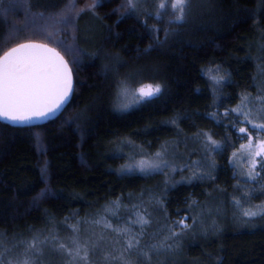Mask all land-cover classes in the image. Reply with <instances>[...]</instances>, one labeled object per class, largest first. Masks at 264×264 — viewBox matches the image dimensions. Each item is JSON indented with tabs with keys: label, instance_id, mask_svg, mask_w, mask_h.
I'll list each match as a JSON object with an SVG mask.
<instances>
[{
	"label": "trees",
	"instance_id": "trees-1",
	"mask_svg": "<svg viewBox=\"0 0 264 264\" xmlns=\"http://www.w3.org/2000/svg\"><path fill=\"white\" fill-rule=\"evenodd\" d=\"M94 1L4 0L17 7L7 17L0 15V55L26 40L47 43L68 60L76 86L66 110L46 124L11 127L0 122V143L29 161L21 185L5 184L0 173V200L7 194L9 200L0 204V220L28 232L51 230L56 208L78 205L74 203L78 198L70 200L63 186L82 177L114 181L121 191L120 203L151 198L149 219L158 210L169 223L181 214H195L193 206L210 198L227 209L233 207L237 192L233 170L227 166L235 150L230 146L236 141L232 130L217 128L223 150L211 170L214 179L177 185L175 177L164 173L143 176L120 170L126 163V143L153 149L174 135L187 146L198 133L215 131L210 112L219 103L206 75L211 65H222L230 74L221 103L234 105L241 94L256 95L254 63L238 62L235 54L255 27H264L259 0H203L185 22L174 24L154 15V0L141 3L139 12L127 10L126 0H103L92 9ZM25 3L30 8L23 7ZM72 4L78 12L74 26L58 25L54 30L48 18ZM85 15H94L105 28L104 41L93 53L80 42ZM121 81L128 82L129 94L139 82L160 83L162 91L133 107H122ZM98 192L99 187L87 189L86 195ZM240 217L223 224L220 234L207 230L202 245L215 259L207 264H264V223L246 227ZM198 246L202 247L197 243L191 247Z\"/></svg>",
	"mask_w": 264,
	"mask_h": 264
},
{
	"label": "snow or ice",
	"instance_id": "snow-or-ice-1",
	"mask_svg": "<svg viewBox=\"0 0 264 264\" xmlns=\"http://www.w3.org/2000/svg\"><path fill=\"white\" fill-rule=\"evenodd\" d=\"M99 2V0H96ZM96 2L89 5L95 9ZM190 5V0H158L154 15L160 18L162 14H168L171 20L176 22H185ZM26 9L30 5L25 3L22 5ZM17 7L16 4L9 2L5 4L4 0H0V15L7 17L9 13ZM127 10L139 12L142 8L140 0H126L124 6ZM261 14H264V0H259L258 5ZM162 10H170V12L162 13ZM147 12V9H144ZM42 16L43 13H40ZM78 12L75 5H69L65 10L56 16L49 17L51 27L56 30L58 25L74 26ZM147 24V20H145ZM153 31L156 26H152ZM167 35V29L165 30ZM48 35H53L52 31ZM221 69L216 67L215 73L210 76L213 81L214 94L217 86H222L226 76L230 74L220 75ZM118 87L122 94L129 93V85L127 81H121ZM73 90L72 69L67 60L56 47H51L47 43H41L34 40H26L16 43L15 46L9 47L0 55V117L14 122H28L34 117H45L48 114L55 113L60 110L68 102L70 94ZM162 91L160 83H144L139 82L138 86L131 90V94L135 101L139 102L145 99H151L159 95ZM259 94L252 97L249 94H241L239 103L232 108H225L223 116L220 119L226 120L228 124L239 134L238 139L245 141L236 148L232 156L236 157L237 152L243 150L248 165L247 176L249 181H256L259 177L264 180V90H258ZM255 103V108L252 107ZM128 107V104L121 105ZM216 117V113H212ZM175 123V121H172ZM251 126V130L248 126ZM255 133V137L253 135ZM197 138L201 142V148L205 152V159L212 156L213 153L221 152L223 145L220 141L213 138L207 132L198 133ZM228 139V137H225ZM235 148L234 144H230ZM215 162L212 161L207 165H201L193 162L191 165H185L179 168L180 172L187 167L192 174L182 179L191 182L192 180L214 179L211 170L214 168ZM235 166V165H234ZM137 168L141 172L160 171L165 172L171 170L177 171V166L170 162L168 156V146H162L161 151H157L150 158H142L135 165H126L124 170L132 171ZM167 183V181L165 182ZM245 199L248 198V190L245 189ZM235 204L241 209L240 222L245 225L253 223V218L260 217L264 219V202L254 207H244L240 200L233 197ZM162 203V201L160 202ZM196 204V201H192ZM116 208L120 207L119 201L115 204ZM192 205H189L191 209ZM147 210L145 209V212ZM139 219L133 221L141 225L139 232H133L128 227H112L107 220L104 221L105 228H111L112 231L124 236V244L117 249V254L113 255L103 249L101 242L104 240L103 235L96 239H84L79 237V229L72 226V236L70 237L71 245L63 242L52 244L55 251L66 257V264H93L91 256L97 251L102 253V264H134L129 258L131 253L135 251L138 258H142L144 264H151L153 254L159 255L164 251H171L179 248L182 238L190 232L194 234V226L198 223L195 214L191 216V223H187V217H183L167 226V233L159 240L150 244H142L141 239L144 236L145 226L150 221L142 213H137ZM247 218V219H244ZM100 223V221H96ZM202 230L203 221H199ZM214 230L218 231V226L213 222ZM56 236H49L40 239L33 237L29 241H21L24 245L22 256L13 258L5 254L10 252L3 243H0V264H42L44 255V247L51 241H58ZM128 253L129 256H126Z\"/></svg>",
	"mask_w": 264,
	"mask_h": 264
},
{
	"label": "rangeland",
	"instance_id": "rangeland-1",
	"mask_svg": "<svg viewBox=\"0 0 264 264\" xmlns=\"http://www.w3.org/2000/svg\"><path fill=\"white\" fill-rule=\"evenodd\" d=\"M103 0L96 2V7ZM151 0H140V3L147 4ZM155 1V7L158 0ZM193 1V2H192ZM201 2V3H200ZM203 0H190V5L188 9L187 16L192 13L195 8H198L203 4ZM95 7V8H96ZM170 12V10H162V13ZM164 18V20H163ZM160 21H165L166 23L174 24L176 21L171 20L170 15L162 14L159 18ZM80 42L82 48L89 53L97 51L105 37V28L102 23L94 15H85L80 21ZM235 56H237L238 62L252 61L255 65V90L256 95L259 94L258 90H264V27L257 26L255 27L245 38V45L242 47V51H236ZM219 66L221 69L220 75L229 74L226 73L225 68L222 65H211L206 70V75L213 86V81L210 79V76L215 73L216 67ZM226 76L225 81L222 83V86H217L215 89V97L219 103L217 106H214L213 110L210 112V118L214 123L215 131L209 133L213 136L214 139L220 141V134L217 132V128L225 129L228 132L231 130L234 132L236 141L235 148H239L241 143L245 141L238 139V136L243 135L237 133L230 124L224 119H220L223 116L225 108L235 107L236 104H224L221 103V92L224 86L227 84ZM214 90V87H213ZM255 95V96H256ZM147 100V99H145ZM145 100L139 102L135 101L132 94L124 95L122 94L123 104H128V107H133ZM254 104V103H253ZM255 106V104H254ZM212 113H216L214 118ZM251 130L250 125H246ZM227 133V132H226ZM255 137V133H253ZM264 135V134H262ZM174 136V135H173ZM169 141H162L153 149L144 148L140 145L133 143H126L124 145V152L126 156V163L121 168L120 172L122 174L129 175H153L157 173H164L168 177H175L177 179V185H189L197 180H192L188 182L187 180L182 179V177H187L192 174V171L187 167L184 168L183 172L179 171V168L185 165H191L193 162H198L201 165H207L212 161L215 162L217 153H213L211 157L205 159V152L201 148V142L198 138H191L188 140V145L181 144V138L175 136ZM2 138V137H1ZM183 139V138H182ZM221 142V141H220ZM0 143V173L3 176L5 184L7 185H21L25 180V174H27L28 159L16 151H11L12 149L8 148V145H2ZM168 146V156L171 163L177 166V171L172 172L171 170H166L165 172L153 171V172H141L137 168H133L132 171L124 170L126 165H135L142 158H150L157 151L162 150V146ZM184 145V146H183ZM5 147V149H4ZM246 156L243 150L238 151L236 157L230 155L227 161L228 168L233 170V175L235 179L234 191L237 192V198L240 200L241 204L244 207H254L260 205L264 202V180L257 178L256 181H249L245 173L247 172L248 165L244 162ZM235 165V166H234ZM261 176H264V173H261ZM200 182V181H199ZM99 187V192L97 194H92L91 196L86 195L87 189H96ZM245 189L248 190V198L245 199ZM63 190L66 194L72 198H78L74 203L78 205L65 208H56L53 219L55 220V226L51 230L47 231H38V232H28L23 231L18 228L16 224H7L4 221L0 220V243H3L10 252L6 253V256H11L13 258L22 256L24 245L20 243L21 241H29L33 237H38L43 239L44 237L56 236L59 238L58 241H51L50 244L45 245L44 255L42 258V264H66V257L55 251L52 247V244L63 242L65 244L71 245L70 237L72 236V226L75 225L79 229V237L83 241L84 239H96V237L103 235L104 240L101 242L103 249L107 252L117 254V249H120L124 244V236L112 231L111 228H105L104 221L107 220L111 223L112 227H130L133 232H139L141 225L138 223H133L139 219L137 213H142L150 221L148 225L145 226L144 236L141 239L142 244H150L156 240L161 239L167 233V226L172 224L174 221H177L183 217H187L186 222L191 223L190 214H181L176 218L171 220V223L167 221V217L164 216L162 212H156L157 216L150 218L151 213V198L146 200L145 198L132 199L130 203H120L122 200L121 191L117 189L114 181L112 180H99L95 177H82L70 181L69 183L63 186ZM8 195V194H7ZM7 195L3 196L0 200V204L4 205L9 200H6ZM85 195V196H84ZM261 195V198L258 196ZM5 197V198H4ZM86 197V198H85ZM225 197H222L220 201H224ZM119 201L120 207L116 208L115 204ZM115 203V204H114ZM135 203V205H133ZM137 203V204H136ZM133 205V206H132ZM233 207L225 208L218 199L210 198L209 201L205 202L201 206H193L195 215L198 218L197 225L194 226L195 232L189 233L188 235L182 238V243L179 248H175L171 251L161 252L159 255L153 254L151 264H207L210 256V252L202 245V241L208 239V232L203 231L199 221H203V228L206 230L212 231L211 234H220L221 226L233 217V220L237 215L241 216V209L233 204ZM145 209L147 210L145 212ZM190 208H187V211ZM227 209V210H226ZM12 208V212H13ZM162 213V214H161ZM234 215V216H233ZM247 219V218H244ZM100 221V223H96ZM213 222L215 226H218L219 230H214ZM264 223V219L260 217L253 218V223L250 225H245L246 227H254ZM193 243L201 244L202 247L195 248L191 247ZM126 256H129L128 253H125ZM102 253L97 251L91 256L93 264H102L101 259ZM133 260L134 264H144L142 258H138L135 251L129 256ZM212 261H215L212 258Z\"/></svg>",
	"mask_w": 264,
	"mask_h": 264
},
{
	"label": "water",
	"instance_id": "water-1",
	"mask_svg": "<svg viewBox=\"0 0 264 264\" xmlns=\"http://www.w3.org/2000/svg\"><path fill=\"white\" fill-rule=\"evenodd\" d=\"M65 60H67V59L65 58ZM69 66H70V64H69ZM72 79H73V90H72V93L70 94V98H69L68 102L64 105V107H62L60 110L56 111L55 113L48 114L45 117H34L28 122H14V121H11V120H7V119H5L3 117H0V122L4 123L6 125H9L11 127H30V126L43 125V124H46L48 121L56 119L57 117H59L66 110L68 105L73 100V97H74V94H75V86H76L73 70H72Z\"/></svg>",
	"mask_w": 264,
	"mask_h": 264
}]
</instances>
